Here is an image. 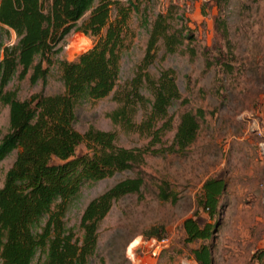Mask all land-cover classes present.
<instances>
[{
	"label": "rangeland",
	"instance_id": "374dc122",
	"mask_svg": "<svg viewBox=\"0 0 264 264\" xmlns=\"http://www.w3.org/2000/svg\"><path fill=\"white\" fill-rule=\"evenodd\" d=\"M119 2L124 7L129 2L133 8L123 33L115 92L78 105L73 127L79 132L88 126L111 131L116 145L146 152L129 170L84 182L62 220L79 237V217L88 200L124 177L139 175L142 185L137 193L112 202L98 224L95 249L86 264H197L190 249L202 242L209 244L210 264H264V0H227L218 7L215 0ZM114 14L112 9L110 18ZM157 14L168 18L169 32L186 31L192 38L181 39L173 52H166L158 41L151 62L141 68ZM216 18L226 23L225 37L215 26ZM0 39L9 45L15 36L0 25ZM92 41L93 37L72 30L63 37L57 58L74 60ZM165 68L173 71L179 97L167 107L168 124L158 141L151 142L149 134L136 126L146 115L147 104L135 103L124 118L113 119L111 113L119 104L112 95L119 97L128 90L135 75L154 78ZM59 75L54 63L43 84L13 77L6 88L14 90L18 99L34 92L54 94L62 90ZM139 93L150 98L144 82ZM183 112L195 116V138L182 150H167ZM7 127V106L1 105L0 136ZM14 154L12 150L0 161V186ZM208 177H221L224 184L211 219L197 203ZM161 188L168 194L166 200L159 198ZM187 217L216 222L211 238L184 243L181 222ZM160 229L165 242L155 249L145 233Z\"/></svg>",
	"mask_w": 264,
	"mask_h": 264
},
{
	"label": "trees",
	"instance_id": "16d2710c",
	"mask_svg": "<svg viewBox=\"0 0 264 264\" xmlns=\"http://www.w3.org/2000/svg\"><path fill=\"white\" fill-rule=\"evenodd\" d=\"M226 2L215 0V5ZM127 6L119 0H0V25L15 36L9 45L0 39V106H7L8 116L7 130L0 136V161L15 150L0 186V264H86L95 249L98 224L112 202L140 190L139 175L124 177L88 200L79 217V237L62 220L84 182L129 170L146 152L116 145L111 131L88 126L79 132L73 127L78 105L115 92L123 33L133 8L129 2ZM112 9L115 14L110 18ZM86 11V18L76 25ZM167 19L162 14L153 19L141 68L151 62L158 41L166 52H173L181 39L192 38L186 31L169 32ZM215 26L225 37V21L216 18ZM72 30L93 37L91 46L74 60L57 58L63 37ZM54 63L59 68L60 92H34L18 99L14 90L6 88L13 77L43 84ZM142 82L150 98L139 93ZM112 96L119 104L111 113L113 119L124 118L135 103L147 104L146 115L136 126L156 142L168 124L167 107L179 93L173 71L165 68L154 78L135 75L128 90ZM157 120L163 121L155 126ZM197 126L194 115L181 113L167 150L184 149L194 140ZM223 185L221 177H208L201 184L197 203L207 219L216 213ZM159 194L162 200L168 198L162 188ZM215 226L216 222L184 218L183 242L209 240ZM157 231L146 232V238H163L164 231ZM190 254L197 264L211 263L207 243L191 248Z\"/></svg>",
	"mask_w": 264,
	"mask_h": 264
},
{
	"label": "built area",
	"instance_id": "2783aa9c",
	"mask_svg": "<svg viewBox=\"0 0 264 264\" xmlns=\"http://www.w3.org/2000/svg\"><path fill=\"white\" fill-rule=\"evenodd\" d=\"M263 205H264V183H263V192H262V198H261ZM150 242H152L153 244H155V249L158 246V244H163L165 242L164 238L161 239H155V238H149ZM155 251H153L152 253H154Z\"/></svg>",
	"mask_w": 264,
	"mask_h": 264
}]
</instances>
